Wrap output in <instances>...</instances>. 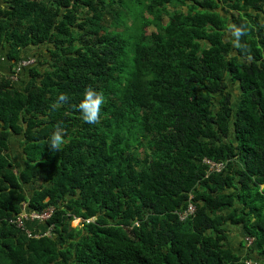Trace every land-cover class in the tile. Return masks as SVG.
I'll list each match as a JSON object with an SVG mask.
<instances>
[{
  "label": "trees",
  "instance_id": "obj_1",
  "mask_svg": "<svg viewBox=\"0 0 264 264\" xmlns=\"http://www.w3.org/2000/svg\"><path fill=\"white\" fill-rule=\"evenodd\" d=\"M5 3L8 62L30 45L46 52L24 69L22 85L0 71V264L264 256V0ZM231 24L249 28L239 47ZM88 87L105 97L95 124L78 108ZM57 127L66 143L52 152ZM11 135L20 138L19 160ZM204 158L225 168L209 172ZM189 203L194 213L180 220ZM47 209L37 223L50 235L28 236L10 222ZM227 223L253 238L244 256L225 247Z\"/></svg>",
  "mask_w": 264,
  "mask_h": 264
},
{
  "label": "crops",
  "instance_id": "obj_2",
  "mask_svg": "<svg viewBox=\"0 0 264 264\" xmlns=\"http://www.w3.org/2000/svg\"><path fill=\"white\" fill-rule=\"evenodd\" d=\"M5 1L6 0H0V7H4L5 6ZM7 48L5 46H0V71L4 72V73H9L11 75L14 74L15 72V64H12L13 61L11 60V64L10 62H8L7 59ZM46 50H45V46H40L39 48L37 46H32L30 45L29 47H27L24 50V57L23 59H34L35 63L38 59V56L43 53L45 54ZM34 63V64H35ZM12 65V66H11ZM28 67V66H27ZM26 67H24L22 70H20L18 73H16V79H13L14 83L17 85H22V80L26 77V74L24 72V69ZM19 138V136H17ZM15 137V135H11L10 139H9V150L11 148V145L14 144V142H17L15 139L17 138ZM19 144V150L16 152L18 153V156L20 158L21 153V145H20V138L17 142V145ZM11 155V154H10ZM21 213L25 214L24 219L25 220H29L30 223H27V226H25V231L28 230H39V231H44L47 229H44V225L43 224H39L37 223V220L31 219L30 215H26L25 211L23 210ZM224 227L228 230L227 234H226V238L224 240V245L226 248L231 249L232 252L237 253L238 255L244 256L248 251H249V247L252 244H247L246 239H245V234L243 231V226L242 224L239 223H235V224H231V223H227L224 225ZM49 230V229H48ZM51 233V232H50ZM50 235V234H49ZM250 258L249 260H247L246 262H248V264H264V256H256V254L253 252L250 254Z\"/></svg>",
  "mask_w": 264,
  "mask_h": 264
},
{
  "label": "clouds",
  "instance_id": "obj_3",
  "mask_svg": "<svg viewBox=\"0 0 264 264\" xmlns=\"http://www.w3.org/2000/svg\"><path fill=\"white\" fill-rule=\"evenodd\" d=\"M229 31L233 37L232 42L234 46L239 47L241 37L247 35L249 28L245 24H241L239 26L231 24L229 25ZM58 99L60 102H64L67 100V96L62 93L59 95ZM104 103V94L93 89L92 87H88L83 94V99L78 105L84 122L89 124L98 123L100 120L101 108ZM65 143L66 141L64 139L63 129L57 127L56 131L49 139L48 147L52 152H58Z\"/></svg>",
  "mask_w": 264,
  "mask_h": 264
},
{
  "label": "built area",
  "instance_id": "obj_4",
  "mask_svg": "<svg viewBox=\"0 0 264 264\" xmlns=\"http://www.w3.org/2000/svg\"><path fill=\"white\" fill-rule=\"evenodd\" d=\"M35 61L34 59H22L18 63L15 64V72L13 75H11V79H16V73H18L20 70H22L24 67L34 65ZM203 162L207 165V169L209 172H220L225 168V162L224 161H214L209 158H204ZM195 211V206L192 203H189L187 207L183 210L177 211L178 217L180 220H184L187 216L193 214ZM52 213V209H47L43 213H36V212H31L30 218L34 220H46ZM25 214L21 213L14 219H10V222L16 224L18 227H21L24 229V220ZM51 232V227L49 226V230L45 231H40L32 234L31 231L26 230V234L28 236H41V235H46ZM247 244H252L253 238L252 237H245ZM248 263V262H246Z\"/></svg>",
  "mask_w": 264,
  "mask_h": 264
},
{
  "label": "rangeland",
  "instance_id": "obj_5",
  "mask_svg": "<svg viewBox=\"0 0 264 264\" xmlns=\"http://www.w3.org/2000/svg\"><path fill=\"white\" fill-rule=\"evenodd\" d=\"M217 10L221 11L223 15L226 14L223 7H219ZM152 28H153L152 26H148L149 30ZM228 35L230 38H232L231 32L229 30H228ZM227 82H228V88L230 89V91L232 93V99L235 100V98L238 97V95H239L238 86L234 83H231V81L229 79L227 80ZM15 137H17V136H15ZM15 140L18 142L19 138L17 137ZM17 142H14V144H12L11 148H10V154L14 160H19L18 153H16L19 150V144L17 145ZM73 222L76 224H78V223L80 224V218L74 219Z\"/></svg>",
  "mask_w": 264,
  "mask_h": 264
},
{
  "label": "water",
  "instance_id": "obj_6",
  "mask_svg": "<svg viewBox=\"0 0 264 264\" xmlns=\"http://www.w3.org/2000/svg\"><path fill=\"white\" fill-rule=\"evenodd\" d=\"M45 226L47 227L46 229L48 230V229H49V226H48V224H47V223L45 224Z\"/></svg>",
  "mask_w": 264,
  "mask_h": 264
}]
</instances>
